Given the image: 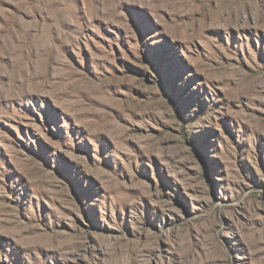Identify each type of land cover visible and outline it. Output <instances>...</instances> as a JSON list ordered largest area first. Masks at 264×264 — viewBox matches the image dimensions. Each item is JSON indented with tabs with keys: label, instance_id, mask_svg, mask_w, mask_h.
<instances>
[{
	"label": "rangeland",
	"instance_id": "obj_1",
	"mask_svg": "<svg viewBox=\"0 0 264 264\" xmlns=\"http://www.w3.org/2000/svg\"><path fill=\"white\" fill-rule=\"evenodd\" d=\"M0 264H264V0H0Z\"/></svg>",
	"mask_w": 264,
	"mask_h": 264
}]
</instances>
